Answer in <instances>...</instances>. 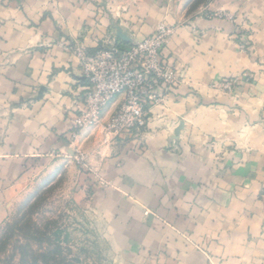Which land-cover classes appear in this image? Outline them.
<instances>
[{
  "label": "crops",
  "instance_id": "obj_1",
  "mask_svg": "<svg viewBox=\"0 0 264 264\" xmlns=\"http://www.w3.org/2000/svg\"><path fill=\"white\" fill-rule=\"evenodd\" d=\"M162 25L178 83L147 129L74 140L89 85L74 49L127 50ZM65 164L124 264H264V0H0V221Z\"/></svg>",
  "mask_w": 264,
  "mask_h": 264
},
{
  "label": "rangeland",
  "instance_id": "obj_2",
  "mask_svg": "<svg viewBox=\"0 0 264 264\" xmlns=\"http://www.w3.org/2000/svg\"><path fill=\"white\" fill-rule=\"evenodd\" d=\"M77 178L65 164L35 176L13 199L0 221V264H124L123 252L88 196L81 195Z\"/></svg>",
  "mask_w": 264,
  "mask_h": 264
},
{
  "label": "built area",
  "instance_id": "obj_3",
  "mask_svg": "<svg viewBox=\"0 0 264 264\" xmlns=\"http://www.w3.org/2000/svg\"><path fill=\"white\" fill-rule=\"evenodd\" d=\"M174 32L173 27L162 25L155 34L127 50L118 43L101 45L94 51L74 49L89 84L76 109L71 134L74 140L79 131L98 126L105 145L123 136L137 138L143 134L149 121L148 102L158 101L162 91L178 83L177 72L168 67L164 57ZM230 86L226 82L225 88ZM118 99H122L119 110L102 124L104 112ZM71 159L87 170L85 155L77 151Z\"/></svg>",
  "mask_w": 264,
  "mask_h": 264
},
{
  "label": "water",
  "instance_id": "obj_4",
  "mask_svg": "<svg viewBox=\"0 0 264 264\" xmlns=\"http://www.w3.org/2000/svg\"><path fill=\"white\" fill-rule=\"evenodd\" d=\"M182 129H183V124H181V125L179 126L178 130L176 131V134H178L179 131L182 130Z\"/></svg>",
  "mask_w": 264,
  "mask_h": 264
}]
</instances>
